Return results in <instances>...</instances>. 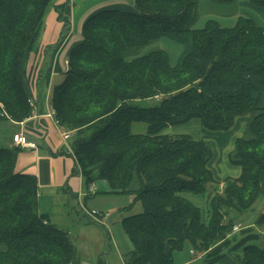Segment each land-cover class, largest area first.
I'll return each mask as SVG.
<instances>
[{"label": "trees", "instance_id": "trees-1", "mask_svg": "<svg viewBox=\"0 0 264 264\" xmlns=\"http://www.w3.org/2000/svg\"><path fill=\"white\" fill-rule=\"evenodd\" d=\"M55 1L0 0V121L21 123L32 116L29 101L44 99L51 58L39 67L32 90L26 66L49 8L63 26L58 43L67 32L64 7ZM249 2L264 8V0ZM195 4L133 0L131 9L96 11L68 54L62 82L50 88L54 120L70 133L69 156L82 186L105 180L110 194L131 193L141 206L139 214L121 220L132 246L123 264H173L185 241L202 264H224L227 254L233 264H264V250L250 244L258 240L252 228L238 232L239 239L231 234L234 218L264 197V108H258L264 28L245 17L230 28L214 21L188 28ZM160 39L182 47L175 65L162 50L123 55ZM151 99H158L155 106L134 105ZM192 120L202 140L162 134ZM132 123H144L146 133L132 134ZM243 124L245 136L228 153L240 174L220 178L214 149L223 152ZM20 151L0 148V264H80L69 234L39 212L35 176L15 171ZM207 191L204 223L183 194ZM255 226L264 228V207Z\"/></svg>", "mask_w": 264, "mask_h": 264}, {"label": "crops", "instance_id": "crops-1", "mask_svg": "<svg viewBox=\"0 0 264 264\" xmlns=\"http://www.w3.org/2000/svg\"><path fill=\"white\" fill-rule=\"evenodd\" d=\"M194 1L196 4L192 9V17L188 23V28L201 29L208 21H214L222 28H230L235 25L239 17L249 18L256 26L264 28V8H258L252 5L249 0H233L231 3L225 4H217L211 0ZM53 5H63V14L67 19V32L58 43L63 26L57 20V14L51 7L46 13L35 41V44L37 43L38 46L35 48L34 44L32 49L34 55H37V53L41 55L39 67L47 63L50 58L52 60L49 84L53 75L60 73L63 66L67 69L66 59L71 48L79 42L81 27L87 17L104 8L131 9L133 7V0H56ZM45 47L51 48L46 54L44 53ZM142 49L144 48L128 49L123 55L125 58H131L137 56ZM62 60L63 63L61 62ZM49 84L46 89H43L44 100H30L33 104V113L30 118L21 123L9 122L15 127L13 134L21 133L28 142L35 144V149H20L21 151L16 159L15 171L35 176L38 185V194L40 195L39 190L42 191V195L48 196L53 204L59 191L62 193L63 202L66 203V197L67 199L68 197L79 199L85 196L86 192L79 175L73 172V160L69 156L70 137L67 141L63 140V131L50 116L51 107L49 98L51 87ZM263 98L264 92L259 100L258 108H264ZM196 123L199 125L198 121L192 120L186 126L193 125V130L197 131L196 126L198 127V125ZM135 124L140 123H132L130 131H132ZM181 126L184 125L171 127L170 131L173 132L175 129L181 128ZM245 131L246 125L243 124L240 130L230 140L228 147L221 153L216 152V157L219 158L220 162L219 165L222 166L224 164L226 165L224 168H229L227 166L230 164L228 161V153L233 149L234 140L238 137L245 136ZM164 135L167 134L164 132ZM11 141L8 144V148L12 147ZM230 167H234L237 170L233 172V176L228 175L225 177H238L240 169L235 166ZM132 187L136 189L135 182ZM38 210L43 214L39 209V203ZM79 236L83 244L81 250L86 245L93 244H96V247L98 246L97 248H101L104 243L103 236L94 227L81 226L79 228ZM94 261L95 259L90 260V258L88 260V255L85 254L81 258L80 264H90V262L92 264H98V259ZM222 262L224 264L234 263L233 260L227 257ZM102 264L104 263L102 262Z\"/></svg>", "mask_w": 264, "mask_h": 264}, {"label": "rangeland", "instance_id": "rangeland-1", "mask_svg": "<svg viewBox=\"0 0 264 264\" xmlns=\"http://www.w3.org/2000/svg\"><path fill=\"white\" fill-rule=\"evenodd\" d=\"M37 46L38 45L36 43L35 48ZM153 50L164 51L168 56L170 65L173 66L176 64L177 59L182 52V47L167 39H160L155 44L142 49L137 56L145 55ZM28 58L26 73L31 79L30 89L32 90V82L36 78L41 55L39 53H37V55L31 53L28 55ZM61 62L63 63V60ZM65 71L66 68L63 66L60 73L53 75L49 86L52 87L61 83L63 80V73ZM157 102L158 99H151L137 101L134 103V105L137 107L146 108L155 106ZM170 128L171 127L165 129L163 134L165 132V134L170 136L186 135L196 141L203 139L199 125L198 127L196 126L197 131L193 130V125L186 126V124L181 126V128L175 129L173 132L170 131ZM14 129L15 127L11 123L0 121V148H8V144L12 139ZM132 131L131 133L133 134H145L146 126L141 123L135 124L132 128ZM214 150L218 153L217 149ZM219 164L215 166V170L216 175H218L220 178H224L228 175L233 176V172L237 170L234 167H230L232 166L231 164H229L230 166L227 165L229 168H224L226 165L223 164L221 166ZM90 189L91 191H89ZM109 191L110 188L107 181L97 180L93 182V184L89 185L88 188H85V196H82L79 199L69 197L67 199L66 197V203L63 202L61 195L62 193L59 191L53 204L52 200L48 196H43L42 191L39 190V209L52 224L69 234V237L76 248L77 254L80 256V259L86 254L88 255V260L90 258V260L95 259V261L98 259V261L100 260L104 264H123L122 260L131 251L132 246L121 226V220L139 214L141 212V206L139 203H133V196L131 193L110 194ZM183 197L199 210L201 220L204 223H207L210 214V193L207 191L206 193L200 195L183 194ZM263 207L264 197L259 196L253 206V210L235 217L233 220V225H240L242 228H252L253 233L258 235V240L253 241L250 244L264 250V228L255 226V220L261 213ZM89 213L103 215V224L96 223L89 216ZM81 226L94 227L100 232L104 240L101 248H97L98 246L96 247V244H93L86 245V247L81 250L83 245L81 243V239L79 238V228ZM235 237L239 239L240 234L237 233ZM191 250L192 246L190 242L185 241L182 250L175 251L173 253V264H202V261L198 259L199 255L196 252H193L194 254L191 253ZM232 257L233 254H227V258L234 260ZM90 264H92V262H90Z\"/></svg>", "mask_w": 264, "mask_h": 264}, {"label": "built area", "instance_id": "built-area-1", "mask_svg": "<svg viewBox=\"0 0 264 264\" xmlns=\"http://www.w3.org/2000/svg\"><path fill=\"white\" fill-rule=\"evenodd\" d=\"M67 64V62H66ZM30 105L32 106V102L29 101ZM50 116L54 119V113L51 109ZM55 121V120H54ZM56 122V121H55ZM69 133L68 132H62V138L63 140L67 141L69 139ZM12 147H18L20 149H35V144L28 142L25 137L21 133H15L12 135V141H11ZM222 186L220 185V188ZM91 191V189L89 190ZM89 216L98 224H103V215H97L95 213H89ZM243 228L240 225H233L231 234H236L240 232Z\"/></svg>", "mask_w": 264, "mask_h": 264}]
</instances>
